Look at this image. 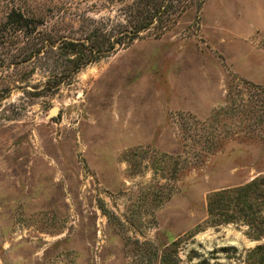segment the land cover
<instances>
[{
  "label": "rangeland",
  "instance_id": "rangeland-1",
  "mask_svg": "<svg viewBox=\"0 0 264 264\" xmlns=\"http://www.w3.org/2000/svg\"><path fill=\"white\" fill-rule=\"evenodd\" d=\"M15 2L68 32L72 0ZM193 21L144 32L58 88L47 75L64 55L15 66L2 51L0 264H161L178 238L172 264H245L257 241L209 224L206 203L264 173V140L227 139L167 186L152 162L183 153L180 115L208 118L235 78L264 85V0H207Z\"/></svg>",
  "mask_w": 264,
  "mask_h": 264
},
{
  "label": "trees",
  "instance_id": "trees-1",
  "mask_svg": "<svg viewBox=\"0 0 264 264\" xmlns=\"http://www.w3.org/2000/svg\"><path fill=\"white\" fill-rule=\"evenodd\" d=\"M15 1L0 0V65L2 51L7 54L5 61L15 66L29 63L41 54L64 55L65 66L61 69L51 67L47 75L46 86L55 88L71 83L82 68L129 47L144 32L163 35L189 13H193L194 27L199 29L207 2L72 0L68 32H59L50 24L46 12L30 11ZM226 96L225 104L206 119H188L180 115L185 137L183 153L175 156L159 153L161 157L152 162V168L154 174L162 176L166 182L158 181L157 184L169 185L189 164L219 151L227 139L264 140V85L235 78L229 83ZM129 160L131 162V158ZM171 195L168 191L165 200ZM206 209L209 224L245 226L246 235L257 241L247 250L245 264H264V173L212 191L207 197ZM132 243L141 242L138 238H128L126 246ZM180 243L178 238L162 247L161 264H172L174 259L176 262L180 258ZM153 254L159 255L158 251Z\"/></svg>",
  "mask_w": 264,
  "mask_h": 264
},
{
  "label": "water",
  "instance_id": "water-1",
  "mask_svg": "<svg viewBox=\"0 0 264 264\" xmlns=\"http://www.w3.org/2000/svg\"><path fill=\"white\" fill-rule=\"evenodd\" d=\"M57 111V108L53 109V112H51V114H54Z\"/></svg>",
  "mask_w": 264,
  "mask_h": 264
},
{
  "label": "bare ground",
  "instance_id": "bare-ground-1",
  "mask_svg": "<svg viewBox=\"0 0 264 264\" xmlns=\"http://www.w3.org/2000/svg\"><path fill=\"white\" fill-rule=\"evenodd\" d=\"M52 112H53V110H52Z\"/></svg>",
  "mask_w": 264,
  "mask_h": 264
}]
</instances>
